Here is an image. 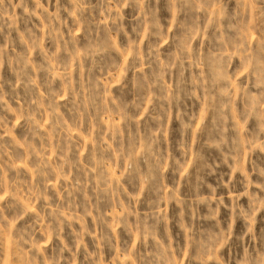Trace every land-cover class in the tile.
<instances>
[{
	"label": "rangeland",
	"instance_id": "obj_1",
	"mask_svg": "<svg viewBox=\"0 0 264 264\" xmlns=\"http://www.w3.org/2000/svg\"><path fill=\"white\" fill-rule=\"evenodd\" d=\"M0 264H264V0H0Z\"/></svg>",
	"mask_w": 264,
	"mask_h": 264
}]
</instances>
